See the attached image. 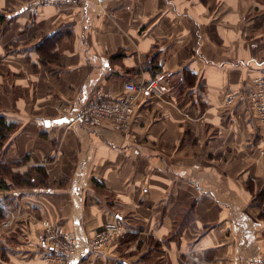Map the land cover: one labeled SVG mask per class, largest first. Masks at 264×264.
Listing matches in <instances>:
<instances>
[{
	"label": "crops",
	"instance_id": "crops-1",
	"mask_svg": "<svg viewBox=\"0 0 264 264\" xmlns=\"http://www.w3.org/2000/svg\"><path fill=\"white\" fill-rule=\"evenodd\" d=\"M0 0V264H246L264 258V0ZM135 92L126 130L72 122L95 91ZM234 92L232 104L225 95ZM122 236L97 250V232ZM124 237V238H123Z\"/></svg>",
	"mask_w": 264,
	"mask_h": 264
},
{
	"label": "built area",
	"instance_id": "built-area-1",
	"mask_svg": "<svg viewBox=\"0 0 264 264\" xmlns=\"http://www.w3.org/2000/svg\"><path fill=\"white\" fill-rule=\"evenodd\" d=\"M85 2L86 0H29L27 5L31 9H36L48 6H82ZM252 86L253 88L244 94V96L249 101L259 122L264 125V72L253 79ZM124 91L125 93L119 97H111L100 91H95L88 102L72 116V122H78L84 126L91 127L101 126L108 121L114 130L122 132L128 128L134 111L135 92L156 95L161 93V88L156 80H151L147 84L127 83L124 86ZM236 95V93L230 91L226 93L225 103L227 105L232 104ZM41 226L42 242L46 247L43 260L68 264L76 250L74 236L69 234V232H64L61 228L51 224L47 220H41ZM122 234V225L116 222L112 226L106 227L103 231L97 232L88 242L87 248L97 250L101 246L110 244L116 237H120ZM246 264H264V258L250 260Z\"/></svg>",
	"mask_w": 264,
	"mask_h": 264
},
{
	"label": "trees",
	"instance_id": "trees-1",
	"mask_svg": "<svg viewBox=\"0 0 264 264\" xmlns=\"http://www.w3.org/2000/svg\"><path fill=\"white\" fill-rule=\"evenodd\" d=\"M10 129H11V125L9 123L6 124L4 119L0 118V146H1V143H3L5 133H7Z\"/></svg>",
	"mask_w": 264,
	"mask_h": 264
}]
</instances>
